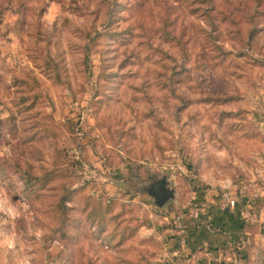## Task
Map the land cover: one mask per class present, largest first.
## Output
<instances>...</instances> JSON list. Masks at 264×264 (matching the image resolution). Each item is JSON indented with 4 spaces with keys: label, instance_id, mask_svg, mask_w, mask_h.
Wrapping results in <instances>:
<instances>
[{
    "label": "rangeland",
    "instance_id": "374dc122",
    "mask_svg": "<svg viewBox=\"0 0 264 264\" xmlns=\"http://www.w3.org/2000/svg\"><path fill=\"white\" fill-rule=\"evenodd\" d=\"M207 190L263 206L264 0H0V264H162Z\"/></svg>",
    "mask_w": 264,
    "mask_h": 264
},
{
    "label": "crops",
    "instance_id": "0c3cea01",
    "mask_svg": "<svg viewBox=\"0 0 264 264\" xmlns=\"http://www.w3.org/2000/svg\"><path fill=\"white\" fill-rule=\"evenodd\" d=\"M202 194V195H201ZM196 194V216H180L175 229L162 231V255L169 264H264L262 207L229 206L215 190ZM166 206V204H165ZM183 237L181 247L178 240ZM198 259V260H196Z\"/></svg>",
    "mask_w": 264,
    "mask_h": 264
},
{
    "label": "water",
    "instance_id": "95a60500",
    "mask_svg": "<svg viewBox=\"0 0 264 264\" xmlns=\"http://www.w3.org/2000/svg\"><path fill=\"white\" fill-rule=\"evenodd\" d=\"M167 182L163 178L159 182V186L154 188L153 190H148L149 195L153 198L154 204L157 207H163L164 204L168 200H173L174 199V192L173 190H170L166 184Z\"/></svg>",
    "mask_w": 264,
    "mask_h": 264
},
{
    "label": "built area",
    "instance_id": "2783aa9c",
    "mask_svg": "<svg viewBox=\"0 0 264 264\" xmlns=\"http://www.w3.org/2000/svg\"><path fill=\"white\" fill-rule=\"evenodd\" d=\"M221 198H222L223 201H225L229 206H235V204H236V200L233 199V198H230L229 195H228L227 193H223ZM191 214H192L193 216H196V210H195V209H191ZM184 244H185V242H184V238L181 237V238L178 240V245L182 247ZM166 260H167L166 257H165V256H162V264H169V261L167 262ZM196 260H198V259H196Z\"/></svg>",
    "mask_w": 264,
    "mask_h": 264
}]
</instances>
